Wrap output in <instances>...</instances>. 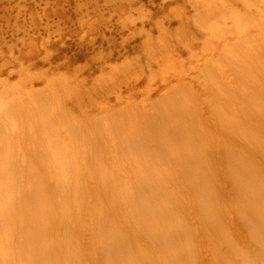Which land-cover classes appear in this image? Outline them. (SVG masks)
Segmentation results:
<instances>
[{
  "label": "bare ground",
  "instance_id": "bare-ground-1",
  "mask_svg": "<svg viewBox=\"0 0 264 264\" xmlns=\"http://www.w3.org/2000/svg\"><path fill=\"white\" fill-rule=\"evenodd\" d=\"M239 12L236 45L210 58L224 84L207 74L202 93L178 81L159 106L131 104L87 126L67 120L60 98L10 91L0 110V264H208V249L209 264L264 261V8L245 22ZM51 113L58 130L45 126ZM222 136L220 155L211 142ZM198 234L211 241L206 255Z\"/></svg>",
  "mask_w": 264,
  "mask_h": 264
},
{
  "label": "rangeland",
  "instance_id": "rangeland-1",
  "mask_svg": "<svg viewBox=\"0 0 264 264\" xmlns=\"http://www.w3.org/2000/svg\"><path fill=\"white\" fill-rule=\"evenodd\" d=\"M242 1L0 0L2 115L12 93L13 98H19L22 91L33 92L32 98L42 102L46 97L60 98L58 104L66 109L67 120L84 125L112 113L116 118L117 111L131 104L136 109L159 106L174 91L169 87L174 88L178 81L183 80L198 93L205 82L209 83L207 74L224 84L223 78L214 76L218 70L215 60L210 65V58L212 53L220 55L217 52L221 50L224 54L227 42L236 45L238 28L231 16L235 19V13L241 11L245 22L244 16L251 18L249 12L255 14L264 8V0ZM219 58L217 64L222 69L228 64ZM164 79H168L166 85ZM56 114H49L51 121H46V128L56 129V121H60ZM210 116L205 115L207 120ZM211 123H215L212 118ZM215 139L212 146L223 148L225 137ZM227 182L226 187H234V182ZM190 218L193 225L187 229L192 232L198 220ZM235 220L231 226L239 217ZM198 235L203 245L198 249L205 254V243L211 241L204 234ZM249 242L243 244L259 250V245ZM209 252L205 254L208 264ZM255 255L259 256L258 251ZM252 258L251 264H264Z\"/></svg>",
  "mask_w": 264,
  "mask_h": 264
}]
</instances>
